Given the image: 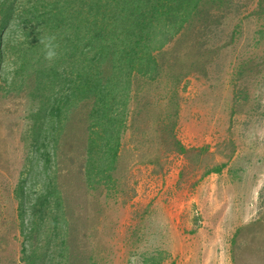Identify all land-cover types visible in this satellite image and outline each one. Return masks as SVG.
<instances>
[{
    "label": "rangeland",
    "instance_id": "rangeland-1",
    "mask_svg": "<svg viewBox=\"0 0 264 264\" xmlns=\"http://www.w3.org/2000/svg\"><path fill=\"white\" fill-rule=\"evenodd\" d=\"M256 2L235 0L217 28L212 65L192 70L179 85L175 135L187 153L153 146L144 118L143 134L123 135L119 187L101 186L94 198L96 192L86 195L89 183L73 179L70 163L51 158L48 171L64 174L62 190L81 200L73 201L74 217L90 216L79 240L100 248L99 264H264V10ZM241 61L243 69L236 66ZM10 66L0 64V264H24L20 250L30 240L20 230L28 235L29 200L44 191L46 173L30 127L35 104L26 89L8 91ZM155 150L160 158L151 164ZM217 166L219 172L207 173ZM19 182L20 198L29 197L21 208L12 193ZM44 240L36 239L40 249Z\"/></svg>",
    "mask_w": 264,
    "mask_h": 264
},
{
    "label": "trees",
    "instance_id": "trees-1",
    "mask_svg": "<svg viewBox=\"0 0 264 264\" xmlns=\"http://www.w3.org/2000/svg\"><path fill=\"white\" fill-rule=\"evenodd\" d=\"M262 3L255 4L259 12ZM234 11L235 0H0V64L11 65L3 81L8 91L26 89L35 104L30 127L46 173L44 191L29 204L24 196L31 223L28 235L20 233L30 244L22 245L20 261L36 264L39 254L40 264H99L100 248L79 240L90 216L74 217L73 201L81 200L62 190L64 174L48 171L51 158L70 163L73 179L89 183L86 195L96 192L94 198L101 186L119 187L123 135L143 134L144 118L153 146L187 153L175 135L178 88L192 70L212 65L217 28ZM51 37L56 56L49 61L45 44ZM148 155L149 163L159 161L156 150ZM12 193L21 208L20 182ZM39 235L46 245L41 249Z\"/></svg>",
    "mask_w": 264,
    "mask_h": 264
},
{
    "label": "clouds",
    "instance_id": "clouds-1",
    "mask_svg": "<svg viewBox=\"0 0 264 264\" xmlns=\"http://www.w3.org/2000/svg\"><path fill=\"white\" fill-rule=\"evenodd\" d=\"M54 39H55L54 37H51L49 39V42L45 44V49H46V51H45V59L49 60V61L53 60L55 58V56H56V51H55V49H54V47H53V45L51 43V41L54 40Z\"/></svg>",
    "mask_w": 264,
    "mask_h": 264
}]
</instances>
